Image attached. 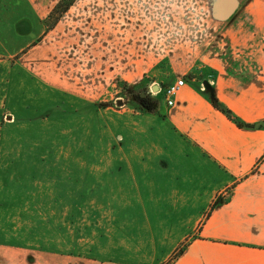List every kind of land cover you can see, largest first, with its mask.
Listing matches in <instances>:
<instances>
[{"label":"crops","instance_id":"obj_1","mask_svg":"<svg viewBox=\"0 0 264 264\" xmlns=\"http://www.w3.org/2000/svg\"><path fill=\"white\" fill-rule=\"evenodd\" d=\"M58 1L0 0V63L14 60L21 80L88 104L108 94L116 79L132 86L153 81L162 107L160 117L150 118L151 131L163 133L154 144L165 147L137 155L131 166L137 175L119 185L147 210L122 223L133 226L132 236L177 243L157 245L151 254L131 250L127 261L0 245V264H166L175 255L169 264H264V128L258 127L264 123V0H206L205 10L204 0H75L48 29ZM155 33L166 34L167 45L192 50L168 60L165 85L184 80L171 107L156 73L166 59L156 60ZM212 98L256 127H237ZM202 193L209 194L205 205ZM196 226L197 236L178 255L176 247Z\"/></svg>","mask_w":264,"mask_h":264},{"label":"rangeland","instance_id":"obj_2","mask_svg":"<svg viewBox=\"0 0 264 264\" xmlns=\"http://www.w3.org/2000/svg\"><path fill=\"white\" fill-rule=\"evenodd\" d=\"M203 3L205 10L209 3ZM177 35L170 34L171 40ZM165 36L155 33L156 60L166 59L156 68L162 86L172 74L169 58L178 60L180 51L191 50L167 45ZM9 65L13 75L8 84L4 71ZM20 76L14 60L0 63V245L127 261L131 250L151 254L157 245L177 243L132 236L133 226L122 223L147 210L138 208L136 195L120 191L119 185L137 175L131 168L137 155L165 147L154 144L163 141V133L151 131L150 118L160 117L162 107V96L150 88L153 81L132 86L116 79L108 94L88 104L43 91ZM208 195L202 193L203 205ZM218 200L223 201L221 196ZM208 211L204 208L203 217ZM198 227L178 244V251L197 236Z\"/></svg>","mask_w":264,"mask_h":264},{"label":"trees","instance_id":"obj_3","mask_svg":"<svg viewBox=\"0 0 264 264\" xmlns=\"http://www.w3.org/2000/svg\"><path fill=\"white\" fill-rule=\"evenodd\" d=\"M75 0H59L52 11L46 18V26L48 29L52 28L59 18L70 8V6L74 3ZM211 103L214 108L219 110L222 114H224L230 121H232L239 128H255L256 125L247 124L240 121L229 109L223 106L216 98L211 99ZM145 106V105H144ZM147 111L152 112V108L149 106H145ZM258 127L264 128V123L258 125ZM222 201L218 200L214 203V206L221 203ZM181 253V250L178 252V255Z\"/></svg>","mask_w":264,"mask_h":264},{"label":"built area","instance_id":"obj_4","mask_svg":"<svg viewBox=\"0 0 264 264\" xmlns=\"http://www.w3.org/2000/svg\"><path fill=\"white\" fill-rule=\"evenodd\" d=\"M183 85L184 80L178 79L165 87L163 94L165 103L168 107H171L174 104V97Z\"/></svg>","mask_w":264,"mask_h":264},{"label":"water","instance_id":"obj_5","mask_svg":"<svg viewBox=\"0 0 264 264\" xmlns=\"http://www.w3.org/2000/svg\"><path fill=\"white\" fill-rule=\"evenodd\" d=\"M205 86H208L207 83H205Z\"/></svg>","mask_w":264,"mask_h":264}]
</instances>
